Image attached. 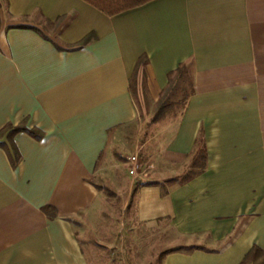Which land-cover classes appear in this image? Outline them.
Returning <instances> with one entry per match:
<instances>
[{
    "label": "crops",
    "instance_id": "obj_1",
    "mask_svg": "<svg viewBox=\"0 0 264 264\" xmlns=\"http://www.w3.org/2000/svg\"><path fill=\"white\" fill-rule=\"evenodd\" d=\"M183 66L193 94L179 120L157 122L148 183L118 175L139 102L154 109ZM8 125L41 138L0 139V264H104L121 226L132 246H159L160 264L264 250V0H150L114 16L86 0H0ZM109 173L129 208L116 225L98 187Z\"/></svg>",
    "mask_w": 264,
    "mask_h": 264
},
{
    "label": "rangeland",
    "instance_id": "obj_2",
    "mask_svg": "<svg viewBox=\"0 0 264 264\" xmlns=\"http://www.w3.org/2000/svg\"><path fill=\"white\" fill-rule=\"evenodd\" d=\"M44 29L48 32L52 31V27L50 26H44ZM191 91V76L189 72H187L186 76L177 81L176 89L168 95L166 101L168 106L164 112L163 118L160 120L165 118L179 120L185 111L186 97ZM139 106L140 113L137 121L126 129L124 140L125 148L115 150L117 165L113 166V170H115L118 175H125L132 181H141V185L148 183L146 177L149 173V161L155 157L154 144L162 131L155 128L157 122L160 121L158 120L155 122L154 120L157 106L152 109L149 103L144 105L140 102ZM149 143H151L150 147L148 146ZM112 175V173L108 174L107 182H98V187L108 197L107 199L110 203L109 207L106 208V217L110 219V223L112 222L113 225H116L117 221H122L121 219L119 220V217L122 215H129L127 214L129 208L128 210H122L123 199H117L115 192L111 190L112 188H110V186L112 183L109 180L112 179ZM107 185L110 186L108 187ZM123 185H125V183H123ZM123 188H125L126 191L127 187ZM121 227V230L114 231V236L116 234L120 235L119 237L123 238L122 244L119 241V246H113L105 252L107 255L105 258L107 262L103 261L104 264H132L131 257H133V255L135 256V254H139L141 258L139 264H160L159 246H150L146 244L139 245L138 247L135 245L132 246L130 243L131 237L129 236L131 234L130 228L126 230V228L123 229V226ZM144 238L146 240L147 237ZM92 240L95 241L94 239ZM145 240H143V243H145Z\"/></svg>",
    "mask_w": 264,
    "mask_h": 264
},
{
    "label": "trees",
    "instance_id": "obj_3",
    "mask_svg": "<svg viewBox=\"0 0 264 264\" xmlns=\"http://www.w3.org/2000/svg\"><path fill=\"white\" fill-rule=\"evenodd\" d=\"M86 1L92 2L96 8H98L102 12L106 13L107 15L114 16V15H117L121 12L126 11V10L135 8V7H137L141 4H144L150 0H86ZM89 40H90V38L86 39L83 43H87ZM142 63L143 62L141 60L139 62V66ZM187 72L188 71L183 66V67H180L179 69H177L176 71L170 73L168 86L163 91L161 99L159 100V102L157 104V112H156V115L154 118L155 122L160 120L161 118H163L164 112L168 106L166 104L168 95L176 89L177 81L180 78L186 76ZM192 94H193V90L186 97L185 106L187 104L188 99L190 98V96ZM23 131L28 132V133L34 135L35 137L37 136L36 133L28 130L23 125H20L18 127H12L11 125H8L7 127H5L4 129H2L0 131V139L7 134H8V138L11 139L12 136H14L15 134H17L19 132H23ZM37 138H41V135L39 134L37 136ZM0 145H3V143H0ZM205 160H206V156H205V150L203 148L202 151L200 152L199 156L197 157V159L194 161L193 167H195V168L197 167L199 169L200 168L204 169L205 168ZM14 163H16V161ZM195 174H197V173L191 172L190 175L187 176L185 180L190 179L191 176L195 175ZM49 209H51V208L47 207L45 209V211L48 212ZM241 264H264V250L257 247V246H254L250 250V252L245 256V258Z\"/></svg>",
    "mask_w": 264,
    "mask_h": 264
},
{
    "label": "built area",
    "instance_id": "obj_4",
    "mask_svg": "<svg viewBox=\"0 0 264 264\" xmlns=\"http://www.w3.org/2000/svg\"><path fill=\"white\" fill-rule=\"evenodd\" d=\"M134 173V172H133Z\"/></svg>",
    "mask_w": 264,
    "mask_h": 264
}]
</instances>
